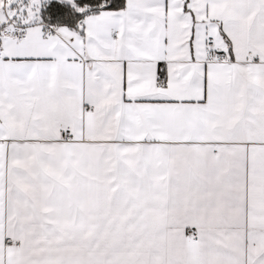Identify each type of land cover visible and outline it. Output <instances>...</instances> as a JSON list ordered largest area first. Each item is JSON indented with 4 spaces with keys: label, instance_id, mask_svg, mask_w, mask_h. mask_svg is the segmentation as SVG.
<instances>
[{
    "label": "snow or ice",
    "instance_id": "obj_1",
    "mask_svg": "<svg viewBox=\"0 0 264 264\" xmlns=\"http://www.w3.org/2000/svg\"><path fill=\"white\" fill-rule=\"evenodd\" d=\"M0 264H264V0H0Z\"/></svg>",
    "mask_w": 264,
    "mask_h": 264
}]
</instances>
